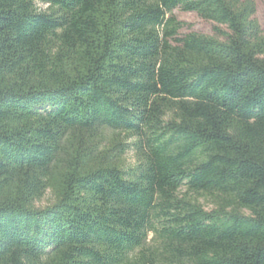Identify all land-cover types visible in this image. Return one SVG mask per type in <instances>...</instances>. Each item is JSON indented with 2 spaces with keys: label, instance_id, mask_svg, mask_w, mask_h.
<instances>
[{
  "label": "trees",
  "instance_id": "obj_1",
  "mask_svg": "<svg viewBox=\"0 0 264 264\" xmlns=\"http://www.w3.org/2000/svg\"><path fill=\"white\" fill-rule=\"evenodd\" d=\"M175 8L212 34L178 37ZM255 14L0 0V264H264Z\"/></svg>",
  "mask_w": 264,
  "mask_h": 264
},
{
  "label": "rangeland",
  "instance_id": "obj_2",
  "mask_svg": "<svg viewBox=\"0 0 264 264\" xmlns=\"http://www.w3.org/2000/svg\"><path fill=\"white\" fill-rule=\"evenodd\" d=\"M256 5V18L259 22L262 32L264 33V0H254ZM42 9L46 8V4L38 3ZM175 17L183 22V26L178 31V37L194 31L202 34L210 35L212 34V26L213 23L211 21L205 20L199 17L196 13L191 11H185L181 8H175L173 11ZM125 159L127 163L133 162V154L132 152H128L125 155ZM200 202L204 203L208 208L210 205L206 204L202 198L199 199ZM48 202V195H46L41 201L37 202V205L44 206Z\"/></svg>",
  "mask_w": 264,
  "mask_h": 264
}]
</instances>
